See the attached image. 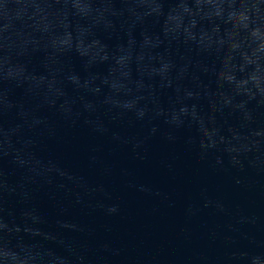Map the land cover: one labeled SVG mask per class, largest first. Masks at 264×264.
I'll return each mask as SVG.
<instances>
[{"label": "water", "instance_id": "obj_1", "mask_svg": "<svg viewBox=\"0 0 264 264\" xmlns=\"http://www.w3.org/2000/svg\"><path fill=\"white\" fill-rule=\"evenodd\" d=\"M0 264H264V0H0Z\"/></svg>", "mask_w": 264, "mask_h": 264}]
</instances>
